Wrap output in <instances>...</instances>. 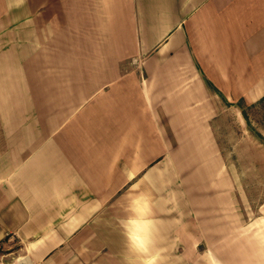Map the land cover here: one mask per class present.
Returning a JSON list of instances; mask_svg holds the SVG:
<instances>
[{
    "label": "crops",
    "instance_id": "1",
    "mask_svg": "<svg viewBox=\"0 0 264 264\" xmlns=\"http://www.w3.org/2000/svg\"><path fill=\"white\" fill-rule=\"evenodd\" d=\"M262 102L264 0H0L1 263L264 264L213 126Z\"/></svg>",
    "mask_w": 264,
    "mask_h": 264
},
{
    "label": "rangeland",
    "instance_id": "2",
    "mask_svg": "<svg viewBox=\"0 0 264 264\" xmlns=\"http://www.w3.org/2000/svg\"><path fill=\"white\" fill-rule=\"evenodd\" d=\"M246 111L248 125L236 106H224L213 126L223 160L234 178L236 206L248 220L264 217V102L247 106ZM7 253L9 250L0 246V264L1 258L10 261L15 257Z\"/></svg>",
    "mask_w": 264,
    "mask_h": 264
},
{
    "label": "clouds",
    "instance_id": "3",
    "mask_svg": "<svg viewBox=\"0 0 264 264\" xmlns=\"http://www.w3.org/2000/svg\"><path fill=\"white\" fill-rule=\"evenodd\" d=\"M132 242L136 246L138 251H146L147 240L141 237H132Z\"/></svg>",
    "mask_w": 264,
    "mask_h": 264
}]
</instances>
